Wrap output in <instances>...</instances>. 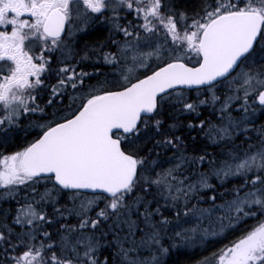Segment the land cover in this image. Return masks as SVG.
Here are the masks:
<instances>
[{
  "label": "snow or ice",
  "instance_id": "obj_1",
  "mask_svg": "<svg viewBox=\"0 0 264 264\" xmlns=\"http://www.w3.org/2000/svg\"><path fill=\"white\" fill-rule=\"evenodd\" d=\"M258 110L264 0H0V264H264Z\"/></svg>",
  "mask_w": 264,
  "mask_h": 264
},
{
  "label": "trees",
  "instance_id": "obj_2",
  "mask_svg": "<svg viewBox=\"0 0 264 264\" xmlns=\"http://www.w3.org/2000/svg\"><path fill=\"white\" fill-rule=\"evenodd\" d=\"M101 32V33H100ZM106 37L107 34H105V31H99L95 34H89L86 36L85 40L88 41V43L93 42L92 44H94L95 42H100V41H104V43L106 42ZM101 71H106V69L104 68V65L102 64L101 66ZM97 77L93 76V79L95 80ZM204 115H208L209 110L208 109H204L203 110ZM235 115H241L242 113H234ZM195 113L192 114H185L182 115L180 118L181 120L185 121V124L187 122V120L189 119H193L195 117ZM204 115H202L200 118H204ZM254 117V123L255 125L259 126L261 123H264V110H258L257 112H255L253 114ZM241 139H243V137H241ZM213 183H215V181H213ZM239 183L238 180H231L230 183H226L224 185L225 189H229L232 185H235ZM219 187V186H218ZM210 192L209 190H203L201 192L202 196H210ZM166 214L171 215V212H166ZM246 225H251L252 223H254V221L252 219H246L244 222ZM244 225H241L240 227L243 228ZM238 232H232L229 231L226 234V238L225 239H219L217 241H214V246L215 247H219L221 244L226 243L227 240H230L233 238L234 235H238ZM212 249L209 248L207 251H211ZM207 251L203 250L200 246L198 245H193V246H189V247H183L181 246L178 250L177 249H172L171 253H170V257L168 260V264H195V261L200 259L201 256L203 255H207Z\"/></svg>",
  "mask_w": 264,
  "mask_h": 264
},
{
  "label": "flooded vegetation",
  "instance_id": "obj_3",
  "mask_svg": "<svg viewBox=\"0 0 264 264\" xmlns=\"http://www.w3.org/2000/svg\"><path fill=\"white\" fill-rule=\"evenodd\" d=\"M102 30L105 31V34H107V37H108V28H107V26H100V27H97L95 29H90L89 30V34H95V33L99 32V31H102ZM89 34H87V35H89ZM87 35H83V34L80 35L79 40H80V44L81 45H83L85 42L88 43V41L85 40ZM107 37H106V40H107ZM92 43L93 42H90L89 44L91 45ZM103 43H104V41H100V42H95L94 44L99 45V44H103ZM94 63H95L96 67L101 69V66L103 64L102 61H99V62H95L94 61ZM24 124H27V120L22 121L21 127L14 129V131L11 133L12 140L8 144H0V149L9 150L10 151V150H14V147L16 145H21L22 144V142H23V140L25 138V132L23 130V125ZM28 135H29V138H30L31 133H29Z\"/></svg>",
  "mask_w": 264,
  "mask_h": 264
}]
</instances>
